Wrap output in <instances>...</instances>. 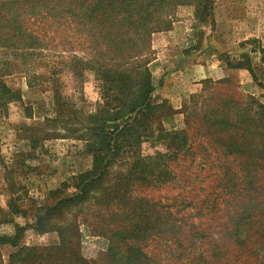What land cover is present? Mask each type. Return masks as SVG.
<instances>
[{"label":"rangeland","instance_id":"obj_1","mask_svg":"<svg viewBox=\"0 0 264 264\" xmlns=\"http://www.w3.org/2000/svg\"><path fill=\"white\" fill-rule=\"evenodd\" d=\"M160 19L139 38L123 27L118 51L49 19L25 21L41 49L0 33V235L27 227L0 264H264V89L232 68L264 83V0H177ZM101 66L148 69L153 88L148 123L115 157L102 129L128 98ZM95 153L103 181L51 211ZM244 242L254 255L234 262L226 250Z\"/></svg>","mask_w":264,"mask_h":264},{"label":"trees","instance_id":"obj_2","mask_svg":"<svg viewBox=\"0 0 264 264\" xmlns=\"http://www.w3.org/2000/svg\"><path fill=\"white\" fill-rule=\"evenodd\" d=\"M176 1L152 0L147 6L145 0H22V2L4 3L0 5V33L4 30L9 31L11 35L7 41L11 42V46L15 48L24 49L27 46V48L31 49H41L42 47L39 46L42 41L41 35L36 34L33 28L28 27L25 21L31 18H35V20L49 19L52 22L54 21V23L60 22L59 27L68 26V29L72 30L73 33L79 32L92 39L90 42L92 49H116L118 51L120 49H128L127 46L124 47L122 43H119L121 35L124 33L123 27H126L125 31H127V34L133 32L136 37H143L142 34L158 29V24L161 22L160 17L164 15L167 7ZM5 6H9V8L5 10ZM71 42L73 41L67 42V45L71 46ZM130 49H139V46L132 44ZM139 57L140 53H135L130 58L136 60ZM116 60L117 58L113 55L111 62H116ZM262 62L264 63V57H262ZM113 67H110L111 70L105 71L104 66H101L100 80L106 88L109 87V84L115 83L123 96L128 98V101L122 111L118 110L114 114L109 113L108 118L104 120L105 127L102 129L101 136H103L102 142H106L105 138L111 136L104 146L105 150H108L110 157H115L118 151L124 147V143L130 146L132 142L139 139L138 129L146 126L150 119V114L155 109V106L150 101V93L153 89L151 79L148 74H145L148 69H145V71H141L140 68L120 70L115 68L117 66ZM232 68L249 70L254 80L264 89V83L258 81L250 65L240 62L238 65L232 66ZM101 153L103 154L104 150ZM100 159V153H95L93 169L74 178V181L77 180V192L72 194V198L68 197L66 198L67 200L61 199L57 201L55 207L49 208L51 211L56 212L62 203L74 201V195L84 199L88 194L96 190L95 186L103 181L106 173L104 168L109 163H102V166L99 162ZM140 162L135 161L132 164L133 167L140 166ZM98 169L104 172H100L101 174L95 176V171L97 172ZM55 193L58 192L56 191ZM162 207L164 206L162 205ZM39 214L36 217V221L42 224L41 222L44 218ZM26 228L17 227L19 234L12 237L0 235V247L3 245L17 247ZM33 228L36 229L35 226ZM39 229H41V226H37L36 230L39 231ZM235 230L238 234L239 229L235 228ZM163 232L166 233V231ZM230 232L233 233L234 229H231ZM168 233L170 232L168 231ZM98 234L103 235L105 233L100 231ZM185 237H188V235ZM120 238L125 240L126 237L120 235ZM176 238L175 243L180 242ZM167 240L172 241L173 239L168 236ZM227 252L233 254L234 262L240 261L243 259L242 257L248 258L254 255L253 248L248 249L245 242L237 247H228ZM230 261L231 259L228 260V263ZM246 261L247 259L244 260V262Z\"/></svg>","mask_w":264,"mask_h":264},{"label":"crops","instance_id":"obj_3","mask_svg":"<svg viewBox=\"0 0 264 264\" xmlns=\"http://www.w3.org/2000/svg\"><path fill=\"white\" fill-rule=\"evenodd\" d=\"M237 36H239V34H235V35H233V36H231V35H227V36H224V38L225 39H232V38H234V39H239V37H237ZM260 38H261V40H262V45H264V21H262V25L260 26V31H259V35H258ZM228 42H230V41H228ZM231 45V44H230ZM230 49H231V47H229ZM227 49V48H226Z\"/></svg>","mask_w":264,"mask_h":264}]
</instances>
